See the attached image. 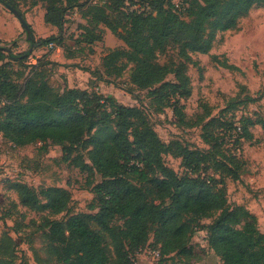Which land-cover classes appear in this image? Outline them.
Masks as SVG:
<instances>
[{
    "label": "trees",
    "instance_id": "obj_1",
    "mask_svg": "<svg viewBox=\"0 0 264 264\" xmlns=\"http://www.w3.org/2000/svg\"><path fill=\"white\" fill-rule=\"evenodd\" d=\"M41 1L47 5L45 22L60 34L68 13L79 9L87 21L83 43L92 46L101 41V26L118 36L126 48L103 58L106 76L119 78L131 67L132 85L148 90L154 103L172 108L177 117L184 115L183 102L192 92L191 54L209 53L217 32L235 29L254 7L264 6V0ZM127 2L140 8L126 12ZM0 3L18 8L13 0ZM29 41L34 47L63 45L60 35L39 42L30 35ZM172 48L181 62L161 64L160 56ZM30 56L31 52L14 54L0 47L3 140L18 148L51 141L63 148L65 161L101 176L94 188L95 214H74L65 223H48L47 248L57 264H136L151 237L159 246V264L183 263L193 257L189 241L196 226L216 216L207 229L208 244L222 264H264V233L257 217L243 206H231L223 183L199 172L203 165L207 171L205 165L214 163L218 171L239 179L236 166L219 161L218 153L222 156V146L238 149L250 136L244 118L228 120L219 138L204 134L210 146L207 152L179 142L166 144L141 107L77 88L59 92L40 64L31 65L32 71L19 82L12 63L23 64ZM170 75L175 82L167 80ZM166 155L183 159L184 176L165 163ZM15 189L21 205L34 211L58 215L72 202L65 188L36 189L18 181Z\"/></svg>",
    "mask_w": 264,
    "mask_h": 264
},
{
    "label": "rangeland",
    "instance_id": "obj_2",
    "mask_svg": "<svg viewBox=\"0 0 264 264\" xmlns=\"http://www.w3.org/2000/svg\"><path fill=\"white\" fill-rule=\"evenodd\" d=\"M13 1L30 32L6 5L0 3V47L12 49L14 54L31 52L27 62L12 63L15 79L19 82L23 83L32 71L31 65L40 64L49 84L57 91L77 88L112 97L124 106L141 107L166 144L179 142L191 150L203 152L210 150L204 134L219 138L228 120L244 118L251 138L247 136L238 149L222 146L226 152L220 151L222 156L218 153L219 161L236 166L239 179L218 171L214 163L205 165L207 171L203 165L199 172L221 181L228 203L233 207L243 206L254 214L259 230L264 233V6L254 7L240 19L235 29L217 32L209 53L191 54L194 64L189 65L188 75L192 92L183 102L184 115L177 117L172 108L161 109L160 103H154L148 90L132 85L131 67L119 78L106 76L103 58L114 49L126 48L109 29L101 26L103 39L88 46L81 39L87 21L79 9L68 13L60 34L56 27L45 22L47 5L44 2ZM123 8L127 12L140 6L133 7L127 2ZM30 35L36 42L60 35L63 45L54 49L34 47L29 41ZM159 62L179 64L181 58L177 49L172 48L160 56ZM167 80L175 82L172 75ZM64 155L63 148L51 141L18 148L4 141L0 134V259L4 264H57L47 248L48 223H65L71 215L97 212L94 188L101 183V176L82 172L65 161ZM164 161L179 176L185 175L182 158L166 155ZM18 181L36 189H67L72 195L69 209L54 215L22 206L15 189ZM216 219L217 216L200 221L189 241L192 259L175 264H222L208 244L207 229ZM158 247L151 237L135 263L159 264L155 254Z\"/></svg>",
    "mask_w": 264,
    "mask_h": 264
},
{
    "label": "water",
    "instance_id": "obj_3",
    "mask_svg": "<svg viewBox=\"0 0 264 264\" xmlns=\"http://www.w3.org/2000/svg\"><path fill=\"white\" fill-rule=\"evenodd\" d=\"M7 8L18 18V20L21 22L24 29L29 33L30 27L27 24V22L25 21V19L23 18V16L21 15V13L12 7H7Z\"/></svg>",
    "mask_w": 264,
    "mask_h": 264
},
{
    "label": "built area",
    "instance_id": "obj_4",
    "mask_svg": "<svg viewBox=\"0 0 264 264\" xmlns=\"http://www.w3.org/2000/svg\"><path fill=\"white\" fill-rule=\"evenodd\" d=\"M49 47L50 49H54L56 46L54 44H51ZM155 254H156V257L159 258V255H160L159 252H156Z\"/></svg>",
    "mask_w": 264,
    "mask_h": 264
},
{
    "label": "crops",
    "instance_id": "obj_5",
    "mask_svg": "<svg viewBox=\"0 0 264 264\" xmlns=\"http://www.w3.org/2000/svg\"><path fill=\"white\" fill-rule=\"evenodd\" d=\"M13 147H15V146H13ZM1 164V163H0Z\"/></svg>",
    "mask_w": 264,
    "mask_h": 264
}]
</instances>
